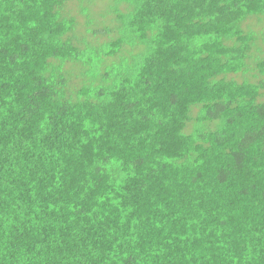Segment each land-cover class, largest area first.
<instances>
[{"label": "trees", "instance_id": "trees-1", "mask_svg": "<svg viewBox=\"0 0 264 264\" xmlns=\"http://www.w3.org/2000/svg\"><path fill=\"white\" fill-rule=\"evenodd\" d=\"M93 1L0 0V264H264V0Z\"/></svg>", "mask_w": 264, "mask_h": 264}, {"label": "rangeland", "instance_id": "rangeland-1", "mask_svg": "<svg viewBox=\"0 0 264 264\" xmlns=\"http://www.w3.org/2000/svg\"><path fill=\"white\" fill-rule=\"evenodd\" d=\"M74 1V0H73ZM91 6L93 8V13L94 15L97 16V23L93 24L92 26L89 27V30L92 31V33H90L89 35H86L87 39L89 41L92 42H96V44H102L107 42L108 40L116 37L117 35L115 33H108L104 31L105 27H109L110 29L113 28V26L116 25V22H112L113 19L115 18L113 16V14H110L111 12H107V7L108 5H110V0H95L93 2ZM72 8V6H71ZM125 8V6H120V10L123 12V9ZM66 12H67V8H66ZM68 13V12H67ZM68 15L73 16L77 19L78 23H79V37L82 38L83 34H84V28L82 27L83 23H84V17L81 16L80 11H76L72 8L71 13H68ZM256 22V21H253ZM256 25L254 27L255 31H261V27L258 26L257 22L253 23V26ZM259 25H263V24H259ZM262 30L264 31V28H262ZM83 32V34L81 33ZM96 34H95V33ZM95 34V35H94ZM257 45L259 46L260 50L263 49L264 50V44L261 43V41L257 42ZM254 55H260V53H258L256 50L253 51ZM264 56V54H263ZM249 62V71L248 73H246L245 75L240 73L238 75H231L229 76L230 79H234L235 81L238 82H242L244 80H250L251 82H258L262 79V77L258 76V72L254 69L255 68V64L253 61H248ZM67 68L68 69H73V67H71L70 64H67ZM254 75H257L256 78H254ZM77 81V80H76ZM75 81V82H76ZM260 102H264V90L262 91V95L259 98ZM192 125V124H190ZM192 126H189L188 129H191Z\"/></svg>", "mask_w": 264, "mask_h": 264}]
</instances>
